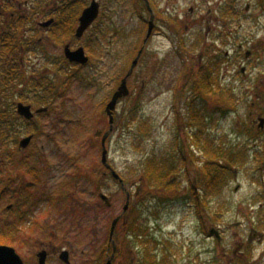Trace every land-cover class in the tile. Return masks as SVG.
<instances>
[{
    "label": "rangeland",
    "instance_id": "rangeland-1",
    "mask_svg": "<svg viewBox=\"0 0 264 264\" xmlns=\"http://www.w3.org/2000/svg\"><path fill=\"white\" fill-rule=\"evenodd\" d=\"M166 4L167 0L158 3L160 34L149 38L131 78L130 94L117 105L114 129L106 143L108 162L126 179L124 187L132 196L137 187L144 188L147 198L137 216L135 212L130 216L151 228L149 234L143 228L141 235L146 233L150 237L155 261L241 264L235 257L241 256L247 264H264V126L257 128V117H264V0H170V17L185 21L182 24L186 29L180 33L170 32L164 26L166 19L161 17ZM138 8L137 1L121 0L109 9L114 49L110 80L104 75L103 56L95 67L89 65L80 73L73 70L68 76L62 74L53 82L56 94L43 90V105L38 103L41 93L28 90L24 102L31 104L32 110L41 106H49V110L37 114L30 125L18 119L21 135L17 144L4 142L9 143V152L0 157V225L4 224L5 231L13 234L14 247L25 264H36L35 253L43 234L58 246H65L73 263L88 257L94 261L101 247L99 241H103L112 220L122 212L125 194L120 184L101 181L99 173L105 168L97 132H105L109 127L102 106L108 98L107 83L113 85L120 69L123 73L128 69L146 33L138 18ZM217 31L222 37L214 42L222 57L218 64L213 63L219 66L217 87L234 99L224 108L215 97L192 95L189 73L198 66L190 69L191 63L183 65L172 57L170 65L160 66L158 74L152 66L157 48L167 51L177 47L178 41L191 49L190 62L197 63L192 53L198 56L202 46L193 38L203 34L205 43H210ZM52 53L60 55L59 50ZM159 58L162 60L163 56ZM35 61L32 56L30 62ZM40 65L43 68V60ZM68 68L64 71L71 70ZM91 68H96L94 78H86L91 75ZM141 69L145 76L142 90ZM17 102L16 99L15 108ZM2 106L12 109L14 101L6 100ZM191 115L202 122L198 136L226 148L235 159L219 189L208 199L202 198L206 202L201 199L198 205L193 201V192L190 197L189 193L193 188L195 192L207 188L199 169L208 161L204 149L189 145L187 140L190 128L185 125L192 123ZM139 127L146 129L139 131ZM29 134H33L30 144L19 150V140ZM185 144L191 157L189 160L185 154V168L180 164L175 168L177 174H171L173 185L169 194L162 193L157 186L149 189L140 181L141 163L147 156L174 153L173 146L183 150ZM241 150L243 156L236 161L235 154ZM222 162L219 158L218 164ZM98 191L110 196V208L102 204ZM20 199L24 201L22 210L16 205ZM131 203L133 209L139 204L133 198ZM24 209L30 213L17 225L16 218ZM44 218L54 221L43 223ZM213 227L219 230L218 242L209 234ZM259 234L263 236L259 238ZM131 238L127 236V240ZM145 239L143 234L141 240ZM54 260L57 258L53 257L51 263L58 264Z\"/></svg>",
    "mask_w": 264,
    "mask_h": 264
},
{
    "label": "flooded vegetation",
    "instance_id": "flooded-vegetation-1",
    "mask_svg": "<svg viewBox=\"0 0 264 264\" xmlns=\"http://www.w3.org/2000/svg\"><path fill=\"white\" fill-rule=\"evenodd\" d=\"M118 1L121 0H0V48L6 50L7 53L2 50V54H7L8 56L6 65L3 63L4 61L0 62V65L3 63L5 66V68H1L0 66V79L6 78L7 80L17 82H25L26 80L31 79H42L43 85H46L47 83L55 82V80L61 77L62 74L68 76L67 74L73 70L79 72L83 71L89 65H94L95 67L101 63L104 56V75H107L110 80L114 49H112L111 43L112 17L110 15L109 9L113 6L114 2ZM134 1L139 3L138 18L142 22V28H146V33L142 40V45L140 46V48L143 46L145 49L149 38L160 34L158 33L160 18L158 3L160 0ZM169 2L170 0H167V4L165 6L166 10L164 11V14L167 17L165 18L164 14L162 15L163 17H161L163 21L166 19V23H164L165 28L170 32L175 33L185 31L186 27L182 24L185 21H181V19L176 20L175 18L172 19L170 17L171 12L168 10V7L170 6ZM93 3L98 6V15L84 30L82 35H78L77 32L80 26V17L83 11ZM223 11L224 9L222 10V13ZM147 14L148 19H146ZM151 16L153 17L152 31L146 43H144ZM221 39V34L218 31L216 38L210 43H205L203 34H197L193 40L194 42H199V44L202 46V51L198 56L196 53H192V55L197 57V63L194 62V64L190 62L191 59H193L190 56L192 52L191 49L189 47L183 46L181 41H178L177 47L173 46L167 51H165V49L157 48L155 50L156 55L152 62V66L154 67L153 71L155 74H158L160 66L170 65L171 57L174 60L177 58V60L181 61L183 65L191 63L188 64L190 69H192L191 66L193 65L196 67L198 66L197 68H199V66L207 63L209 60H211L210 62L212 64L215 62L218 64L222 57L220 53H218L215 43H218V41ZM79 48H83L85 55L88 57V61L85 64L72 62L66 55V50L75 51ZM144 49L132 75L128 77V88L130 87L131 78L144 54ZM55 50H59L60 55H53L52 51ZM160 55L163 56L162 60L159 58ZM32 56L37 60L34 63L30 62ZM40 60H43V68L40 65ZM68 67H70L71 70L64 71V69H67ZM128 69L125 70L124 73L123 68L120 69L114 78L113 85L111 83H107V86L109 87V93L107 101H105L102 105L104 106V111L107 103L111 100L113 93L117 90ZM243 70L244 69L241 71ZM95 71L96 68H91V75H87L86 78H94ZM141 71L140 89L142 90L144 87L145 76L143 73L144 70L141 69ZM3 73L6 75L3 76ZM74 76L75 74L72 75V77ZM78 78L80 79V74ZM118 78L119 82L117 83ZM26 93L27 92H25L24 95H27ZM124 98L126 97H122L117 101L114 110V117L117 116V105ZM19 102L28 104L26 101L24 102L21 100L16 103V108ZM46 107L47 111L43 112V114H46L49 110V106ZM35 116L36 115H34V117ZM34 117L30 121H33ZM21 118L23 121L25 120L23 117ZM105 132L98 131L97 136L101 137L102 140V136ZM187 140L189 141L188 137ZM172 151L174 152L173 154L175 156L177 155L184 157L186 154L187 158L190 160L191 154L186 152V144L183 150L181 146H173ZM182 152L183 155H179V153ZM185 166L186 164L181 167L185 168ZM104 168L105 169L99 173L102 179L101 181L106 182L113 180L114 182L120 184V187L125 194V203L127 201V194H129L128 206L124 210V204L122 212L119 214L121 215V218L115 226L112 236L110 232V225L108 234L104 237L102 242L99 241L101 247L99 251L96 252V254H98L96 259H94V261H90V257H88L82 261H74L73 263L71 261L72 254L65 246H58L50 238L44 237L43 234V241L40 242L38 251H43L45 264H52L51 260H53V257L57 258V260L54 261L58 262V264H107L108 261H110V264H159L158 261H155V255L153 250L150 248L151 239L148 240L150 237L146 233H143L144 236H146V239L144 241L141 240V237L143 236L141 233L144 231L143 228L146 229L148 234L151 232V228H148V225L145 226L139 222L138 219L135 220V216H130L132 215V212L134 213V204L131 203V198L135 199V201H138L139 203L135 205V214L137 216L141 203H143V200H145L144 198H147L144 193V188L141 189V187H137L132 196L131 192L124 187V181L121 183L119 179L113 176L109 169H107L105 166ZM102 193L104 192L98 191V196H100ZM152 195L154 197L155 193H152ZM107 196L110 199V196ZM45 200L46 199L43 197V202ZM100 200L103 202L102 199ZM102 204H104V202ZM104 205L106 208L111 207H108L106 204ZM119 215H116V217ZM46 221L51 222L54 220L44 218L43 223ZM128 235L132 237L131 240H127ZM261 236H263V234H259V238ZM93 242H95V240H93ZM141 248L142 250H140ZM62 251H67L68 255L66 261L61 259ZM82 252L84 253L85 251ZM88 252L91 253L92 251L89 250ZM36 264H38L37 257Z\"/></svg>",
    "mask_w": 264,
    "mask_h": 264
},
{
    "label": "trees",
    "instance_id": "trees-1",
    "mask_svg": "<svg viewBox=\"0 0 264 264\" xmlns=\"http://www.w3.org/2000/svg\"><path fill=\"white\" fill-rule=\"evenodd\" d=\"M227 10V9H225ZM229 14H231L230 10H227ZM2 50L0 48V62H3L5 65L8 61L7 54H2ZM5 53H7L6 50H3ZM209 60L207 63L202 64L199 66V68L195 69L196 71L192 70L189 73V79H192V88L191 93L194 95V97L198 96H208L216 99V102L218 105H220L222 108L231 105L234 99H232V96L227 95L224 93L223 90L218 88V65H214ZM3 63L0 65L1 68H5ZM194 71V72H193ZM3 76L6 74L3 73ZM2 76V77H3ZM1 77V78H2ZM28 90L34 91V93H41V96L39 97L41 102H38L40 105H43V90L44 92L50 93V94H56V90L54 88L53 83H47L46 85H43L42 79H31L26 80L25 82H17V81H11L7 80L6 78L0 79V157H2L3 154L9 152L7 149V144L4 143L7 140L10 141L13 145L17 144V140L19 136L21 135V129L19 128L18 124L20 120H23L21 117L18 116L16 113L15 108V101L16 99L18 101H24L26 100V96L24 95L25 92ZM27 94V93H26ZM224 95H227L225 97ZM218 97V98H217ZM6 100H12L14 101V107L11 109L9 107H3L2 103H5ZM193 101V100H192ZM192 106V105H189ZM192 117V123L190 124L187 122L185 127H189V132H187V137L189 138L190 145H195L199 147L201 150L204 149V156L207 163L204 162V166H201L200 170V178L205 183V187L207 185V188H202L200 191L195 192V189L193 188L191 192L189 193V197L192 193L193 195V201L197 202V205L201 202V199L203 198H209L212 193H214L216 190L219 189L221 186V180H223V177L230 169L231 165L235 163L234 154L229 153L226 148H222L221 146H215L213 141L210 139H206L203 141L201 137L198 136V132L202 130V126L200 120L196 117V115H191ZM25 123L30 125L32 121L24 120ZM146 129V127H144ZM143 127H139V131L141 129H144ZM34 130V129H33ZM32 130V131H33ZM31 131V132H32ZM146 131V130H145ZM9 146V145H8ZM167 155H156L153 153L152 155L147 156L143 162L142 165V173H141V180L144 184L149 186V189L153 186H157L162 193H170L173 182L171 174L173 172L177 173L178 171H175V168L178 167L180 164L185 165V160L183 156H175L171 152H167ZM194 155V154H193ZM236 158V161L241 158V155L243 156V150L240 151ZM13 156V155H12ZM12 156L6 158H12ZM222 158L223 162L222 164H218V159ZM183 165H180L183 166ZM1 171V170H0ZM124 183L125 180L124 179ZM202 199V200H203ZM205 203L206 201L203 200ZM17 208L19 210H22L24 207V201L22 199L18 200ZM209 207L207 208V211H209ZM136 209H134V212ZM30 213V210L24 209L20 212V214L16 218V223L19 225L24 221L25 215ZM197 213H200L199 210H197ZM201 217V215H199ZM208 216H210L208 212ZM5 225H0V244L1 245H10L15 246L14 236L13 234H10L5 231ZM208 232V231H207ZM206 232V233H207ZM238 257L237 259L240 260L241 264L245 261H241V256H235ZM234 258V257H233ZM239 262L236 261V264ZM160 264V263H159Z\"/></svg>",
    "mask_w": 264,
    "mask_h": 264
},
{
    "label": "water",
    "instance_id": "water-1",
    "mask_svg": "<svg viewBox=\"0 0 264 264\" xmlns=\"http://www.w3.org/2000/svg\"><path fill=\"white\" fill-rule=\"evenodd\" d=\"M97 15H98V6L96 4L93 3L89 7H87L83 11V13L80 17V26L78 28L77 34L82 35L84 30L93 22V20L96 18ZM152 20H153V17L151 16V19L149 22V28L147 30V34H146V37L144 39V43H146L147 39L149 38V36L151 34L152 27H153ZM142 51H143V46L139 49L136 56L132 60L131 65H130L126 75L121 80L117 90L113 93L111 100L107 103V105L105 107V112L109 118V129L103 134L102 140H101V144H102L101 162L103 165H105V167L107 169H109L111 171V173L113 174V176L115 178L120 180L121 183H123V180L121 179L119 174L111 167V165L107 161L108 160V150L106 147V139L109 136L110 132H112V130H113L114 110H115L117 101L122 97L128 96L130 93L129 88L127 86V80H128V77H130L131 74L133 73V70L138 63V60L140 58ZM248 54H249V52H247L246 55H248ZM66 55L69 58V60L72 62H78L80 64H85L88 61V57L85 55L83 48H79L75 51L66 50ZM16 111H17L18 115L24 117L25 119L30 120L34 117L35 114L46 112L47 107H39L35 111H32L31 105L19 102L17 104ZM258 122H259L258 128L259 129L263 128L264 118L258 117ZM32 138H33V135H28V136H25L22 139H20V141L18 143L19 150H23V149L27 148V146L30 144ZM100 198L107 204V206L111 205L109 198L106 195L101 194ZM128 203H129V194H127V201L125 203L124 210L127 208ZM120 218H121V215H119L113 219L112 224H111V230H110L111 236H112L114 229H115V226L117 225ZM209 234L214 235L218 241L221 239V237L219 235V230L214 228V227L209 230ZM67 255H68L67 251H62L61 259L66 261ZM36 257L38 259V264H45V257L43 255V251H38L36 253ZM0 264H24V263H23V260L21 259V257L19 256V254L16 252L15 248L8 246V245H1L0 244ZM107 264H110V261H108Z\"/></svg>",
    "mask_w": 264,
    "mask_h": 264
}]
</instances>
